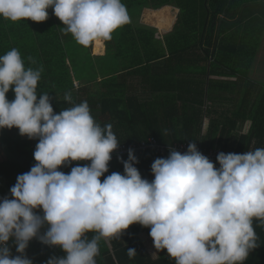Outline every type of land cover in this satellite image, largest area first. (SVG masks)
Wrapping results in <instances>:
<instances>
[{
  "label": "clouds",
  "instance_id": "1",
  "mask_svg": "<svg viewBox=\"0 0 264 264\" xmlns=\"http://www.w3.org/2000/svg\"><path fill=\"white\" fill-rule=\"evenodd\" d=\"M49 8L62 32L85 48L111 40L129 22L122 0H0V18L44 22ZM42 71L26 68L15 48L0 55V129L15 127L38 139L36 163L17 176L12 198L0 199V264H33L24 254L33 238L64 253L45 264H96L99 241L120 237L132 224L150 228L154 248L166 250L175 264H243L257 247L253 218L264 224V148L220 152L217 168L189 143L184 153L170 149L167 158L154 160L151 182L142 179L130 148L123 174L101 182L120 144L112 125L101 127L87 101L73 104L71 92L63 98L72 106L55 113L48 93L38 98ZM73 161L90 164L58 171ZM10 240L18 255L11 254ZM135 255L129 248V258Z\"/></svg>",
  "mask_w": 264,
  "mask_h": 264
},
{
  "label": "trees",
  "instance_id": "2",
  "mask_svg": "<svg viewBox=\"0 0 264 264\" xmlns=\"http://www.w3.org/2000/svg\"><path fill=\"white\" fill-rule=\"evenodd\" d=\"M122 3L129 22L104 42L102 56L92 55L90 46L85 48L71 34L65 35L61 30L64 25L51 8L44 22L20 20L5 23V28L0 22V30L4 31L0 38L3 55L13 48L25 52L22 57L34 64L26 67L47 70L42 71L47 81L37 88V93L39 96L42 90L52 91L49 97L55 113L72 106L63 98L71 92L73 104L87 101L92 117L101 127L112 125L119 143L154 136L162 144L194 142L237 154L264 148V86L256 89L250 76L264 38V0H122ZM165 5L176 6L180 12L162 38L155 36L156 28L142 23L135 25L131 20L144 8ZM168 9L154 12L153 19L159 28L171 24ZM47 42L55 46L46 49ZM130 65H136L132 73L139 74L143 83H150L152 93L147 101L139 93L130 92L125 74L117 73L118 67ZM225 77H234L235 81ZM74 80L78 87L74 86ZM229 85L235 101L232 99L230 107H223ZM12 92L10 88L6 93L9 99ZM205 117L209 120L208 127L200 136ZM246 120L251 122L249 130L235 133ZM0 140L7 151V158L0 162V199L5 196L11 199L10 188L17 176L30 171L36 163L33 152L38 139L14 135L11 128V131L0 129ZM169 152L162 155L146 149L133 153L138 161L134 166L142 179L151 182L154 179L151 164L157 158H167ZM127 159L128 154L110 160L104 176L113 172L123 174L122 161ZM214 165L219 167L218 163ZM69 169L70 165L58 171L69 174ZM36 211L42 214L41 210ZM252 226L257 247L249 252L243 264H264V224L253 218ZM46 227L41 228V234ZM149 232L150 228L132 224L120 237L101 239L96 264H175L166 250L150 251L145 246L141 237L144 234L153 245ZM86 235L91 238L94 233ZM9 247L13 256L18 255L11 240ZM48 248H53L55 254H49ZM129 248L136 251L133 258L128 256ZM24 254L33 264H45L50 257L64 255L59 247L44 245L36 238L29 241Z\"/></svg>",
  "mask_w": 264,
  "mask_h": 264
},
{
  "label": "crops",
  "instance_id": "3",
  "mask_svg": "<svg viewBox=\"0 0 264 264\" xmlns=\"http://www.w3.org/2000/svg\"><path fill=\"white\" fill-rule=\"evenodd\" d=\"M142 11H141V14L138 17H136L135 19L133 17L131 18V20L135 23V25H138V24L142 23V24H145V25L152 26V27L156 28L157 32H156L155 36H157L159 38H162V34L165 33V32H167V31H169L172 28V25H173L174 22H172V24L169 27L159 28L156 24H153V23L147 21V19L145 18V15L148 14V13L155 12V10H152L151 8H144ZM134 23H133V25H134ZM102 42H103L102 43L103 44V47H100L97 52H94L93 51V42L90 44V53L92 55L102 56V55L105 54V44H104L105 41L102 40ZM22 53L24 55L26 54L25 52H21L20 54H22ZM259 56H262V49H260L259 52H258V57ZM21 57H22V55H21ZM22 59L25 62V67H26V65H34L32 63L31 64L28 63L23 57H22ZM261 60H262V57L260 59H256L254 61V64H253V67H252L253 71L250 74V76L253 79V82H254V84L256 86V89L257 88H263V86H264V79L262 78V74L264 73V67L261 66V63H262ZM42 65L47 66V64H46L45 61H42ZM135 67H136V65L125 66V67H122V68L121 67H118L117 73L125 74V76L127 77L126 78L127 89L130 92H137V93H139L140 94L139 96L141 98H143L144 101H147L151 97V93H152V92H150V83H148V81H145V83H143L141 81V76L139 74H133L132 73V71L135 69ZM43 71H47V70H43ZM126 73H129V74H126ZM105 74L106 73H103V75H105ZM109 75H110V72L107 73V76L108 77H110ZM119 75H121V74H119ZM121 76H124V75H121ZM100 77H102V76H98V78H100ZM103 77H105V76H103ZM224 79H226V80H228L230 82H234L235 81V78L234 77H225ZM45 80H46V78L42 76V72H41V78L38 81V86H37L38 89H40L41 86H43L45 84V82L47 81V80L46 81ZM230 82H227V84H229ZM73 84H74V86L78 87V82L77 81L74 80L73 81ZM42 91H43V93H48V95L49 94H52V91H46V90H42ZM204 92H205V99L204 100H205V104H206V102H207V99H206V97H207L206 96V94H207V85L205 87V91ZM225 93L228 94V99L226 101H224V103L222 104V106L223 107H225V106L226 107H230V105H232V101L231 100L234 99V98L231 97L232 92H231V89H230V85H229V90L225 91ZM6 97L11 102L12 100H14V92H12L11 99H9V97L7 95H6ZM38 98H39V96H38ZM234 101H235V99H234ZM208 122H209L208 118L205 117L204 120H203V124H202V129H201L200 136L201 135H204L206 133V130H207V127H208ZM250 125H251L250 120H246L244 122V124H242L238 128L237 132H235V133H237V134L246 133L249 130ZM4 130L5 131L6 130L7 131H11V129H7V128H4ZM12 133L14 135H19L20 137H24V136H21L19 134V130L17 128H15V127L12 128ZM233 137L234 136L232 135V138ZM6 152L7 151H6L5 145L0 140V162H2L3 160H5L7 158ZM100 179H101V182H103L104 176H102ZM141 237L144 240L145 239L149 240L148 237L145 234L142 235ZM149 244H151V241L150 240H149ZM49 250H50V251H48V252H50L49 254H51V255H54L55 254V250L53 248H51Z\"/></svg>",
  "mask_w": 264,
  "mask_h": 264
},
{
  "label": "built area",
  "instance_id": "4",
  "mask_svg": "<svg viewBox=\"0 0 264 264\" xmlns=\"http://www.w3.org/2000/svg\"><path fill=\"white\" fill-rule=\"evenodd\" d=\"M76 84V83H75ZM77 85V84H76ZM188 143L187 142H175L172 145L162 144L159 143L158 140L154 136H148L146 139H143L138 142H131V143H121L119 144L118 148L111 153V160L117 159L118 157L121 158L128 154V150L131 148L133 150V153H140L146 149H154L156 152L161 153L164 155L167 151H170V149H174L180 153H184L187 150ZM197 150L206 156L211 162H216V156L220 152H224L225 154L231 153L230 151L223 150L220 147L213 146V147H204L202 145H196ZM35 164V163H34ZM34 164L32 166H34ZM87 164H90V161H73L70 162L68 165H70L69 173L72 167L74 166H85ZM67 165V166H68ZM31 166V167H32ZM66 166H61L59 168H64ZM12 198V197H11ZM10 242V241H9Z\"/></svg>",
  "mask_w": 264,
  "mask_h": 264
},
{
  "label": "rangeland",
  "instance_id": "5",
  "mask_svg": "<svg viewBox=\"0 0 264 264\" xmlns=\"http://www.w3.org/2000/svg\"><path fill=\"white\" fill-rule=\"evenodd\" d=\"M163 8H169L168 9V14H170V16H171V19H172V21H171V24H172V22H176L177 21V18H178V15H179V12H180V9L178 8V7H176V6H173V5H165V6H162V7H160V8H157V9H153V8H151L152 10H155V11H159V10H162ZM143 12V11H142ZM154 12H152V13H148V14H146L145 15V18L147 19V21H149V22H151V23H153V24H155V21H154ZM141 17V16H140ZM0 22L2 23V26L5 28V26H6V24L5 23H8V22H11V21H8V20H5V19H3V18H0ZM11 23H14V22H11ZM170 24V25H171ZM3 33H4V31L2 32L1 30H0V38L2 37V35H3ZM50 42H47V43H45V48L46 49H48V48H51V47H54L55 46V44H49ZM100 43V42H99ZM102 46H96L95 45V42H93V51L94 52H97L98 51V49L100 48V47H103V44H101ZM2 48H4V47H0V50L2 49ZM260 49H262V56H259L258 57V53H257V56H256V58H255V60L256 59H260L261 57H262V63H261V66L262 67H264V38H262V41H261V43H260V47H259V50ZM259 50H258V52H259ZM4 51L5 50H1L0 51V55H3V53H4ZM252 71H253V69L251 70V73H252ZM262 78L264 79V73L262 74ZM106 176H104V178H105ZM145 238V237H144ZM143 241H144V244H145V246L150 250V251H154V247L152 246V244H149V240H147V239H143Z\"/></svg>",
  "mask_w": 264,
  "mask_h": 264
},
{
  "label": "bare ground",
  "instance_id": "6",
  "mask_svg": "<svg viewBox=\"0 0 264 264\" xmlns=\"http://www.w3.org/2000/svg\"><path fill=\"white\" fill-rule=\"evenodd\" d=\"M99 42H100V41H95V45H96V46H99V45L102 46V45H101L102 43H101V42L99 43Z\"/></svg>",
  "mask_w": 264,
  "mask_h": 264
},
{
  "label": "water",
  "instance_id": "7",
  "mask_svg": "<svg viewBox=\"0 0 264 264\" xmlns=\"http://www.w3.org/2000/svg\"><path fill=\"white\" fill-rule=\"evenodd\" d=\"M217 35H218V33H217ZM216 42H217V40H216Z\"/></svg>",
  "mask_w": 264,
  "mask_h": 264
}]
</instances>
